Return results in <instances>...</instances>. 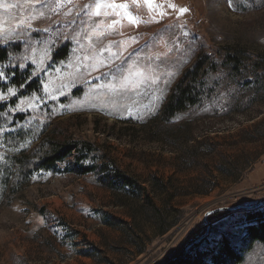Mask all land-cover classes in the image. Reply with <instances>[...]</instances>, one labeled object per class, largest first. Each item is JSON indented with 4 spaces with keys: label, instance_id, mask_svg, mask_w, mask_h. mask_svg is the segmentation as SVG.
<instances>
[{
    "label": "rangeland",
    "instance_id": "374dc122",
    "mask_svg": "<svg viewBox=\"0 0 264 264\" xmlns=\"http://www.w3.org/2000/svg\"><path fill=\"white\" fill-rule=\"evenodd\" d=\"M8 45L42 89L0 91V264H177L224 237L250 248L242 264H264L244 220L264 211V0H0ZM205 53L252 65L221 67L210 96L166 121ZM52 141L94 144L150 198L117 206L93 174L22 182L20 161Z\"/></svg>",
    "mask_w": 264,
    "mask_h": 264
},
{
    "label": "trees",
    "instance_id": "16d2710c",
    "mask_svg": "<svg viewBox=\"0 0 264 264\" xmlns=\"http://www.w3.org/2000/svg\"><path fill=\"white\" fill-rule=\"evenodd\" d=\"M20 52L19 45L0 46V74L3 72L6 78L4 83L0 75V91L5 92L9 88H14L18 91L17 96L21 98L39 93L42 83L33 75L30 66L23 68L18 64H12V58ZM67 53V47L62 48L55 58H64ZM251 65V61L246 60L240 53H227L222 56L205 53L198 66L187 72L179 81L175 92L164 107V119L170 121L210 96L207 82L212 75L219 72L221 67L231 68L235 75L239 73L238 77H243L241 72L250 68ZM260 65V63L257 64V69L262 71ZM14 100L16 98L11 102ZM8 106L9 103L0 105V117L6 112ZM50 148L49 151L40 150L28 156L26 160L20 161L22 182L29 180L35 172L51 173L53 176L73 174L79 177L93 174L96 176V182L118 200L117 206H127V200L139 198L142 193L147 199L150 198L148 191L135 178L122 171L111 157L107 155L105 157L100 153L94 144L82 141H63L62 143L52 141ZM244 220L247 224L245 227L247 244L264 243V211L248 212ZM161 233L164 234V230ZM137 239H139L138 235ZM202 243L193 246L187 256L177 264H204V257H210L212 264H242L246 252L250 249L241 248L228 237H224L216 243L215 251L206 255L200 251Z\"/></svg>",
    "mask_w": 264,
    "mask_h": 264
},
{
    "label": "snow or ice",
    "instance_id": "6c2138e0",
    "mask_svg": "<svg viewBox=\"0 0 264 264\" xmlns=\"http://www.w3.org/2000/svg\"><path fill=\"white\" fill-rule=\"evenodd\" d=\"M99 7H100V5L98 4V5H97V8H99ZM120 7H122V8H123V7H126V6H125V5H120ZM97 14H99V13H97ZM129 19L131 20L132 18H131V17H129ZM133 22H134V21H133ZM0 75H2V74H0ZM0 98H2V97H0Z\"/></svg>",
    "mask_w": 264,
    "mask_h": 264
},
{
    "label": "water",
    "instance_id": "95a60500",
    "mask_svg": "<svg viewBox=\"0 0 264 264\" xmlns=\"http://www.w3.org/2000/svg\"><path fill=\"white\" fill-rule=\"evenodd\" d=\"M203 239H204V238H203ZM201 240H202V239H201ZM198 242H199V241H198ZM198 242H197V243H198Z\"/></svg>",
    "mask_w": 264,
    "mask_h": 264
}]
</instances>
